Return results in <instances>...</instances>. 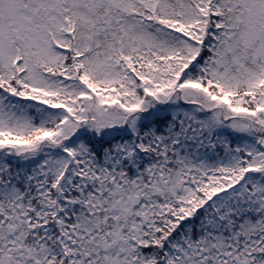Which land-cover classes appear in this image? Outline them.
I'll use <instances>...</instances> for the list:
<instances>
[{
    "label": "snow or ice",
    "instance_id": "obj_1",
    "mask_svg": "<svg viewBox=\"0 0 264 264\" xmlns=\"http://www.w3.org/2000/svg\"><path fill=\"white\" fill-rule=\"evenodd\" d=\"M0 264H264V0H0Z\"/></svg>",
    "mask_w": 264,
    "mask_h": 264
}]
</instances>
